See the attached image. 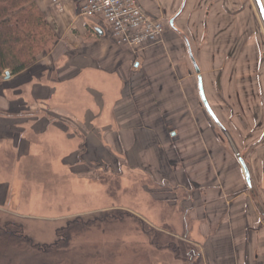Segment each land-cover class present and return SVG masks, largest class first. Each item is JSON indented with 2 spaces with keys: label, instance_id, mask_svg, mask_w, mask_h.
Here are the masks:
<instances>
[{
  "label": "crops",
  "instance_id": "obj_1",
  "mask_svg": "<svg viewBox=\"0 0 264 264\" xmlns=\"http://www.w3.org/2000/svg\"><path fill=\"white\" fill-rule=\"evenodd\" d=\"M36 2L58 40L30 69L0 81L1 165L38 162L45 151L55 150L59 162L65 159L81 179L96 176L101 164L111 169L107 162L115 167L124 162L131 170L125 179L149 176L164 186L153 203L166 202L170 194L178 201L177 190L189 193L183 202L192 226L189 238L205 264H264V162L253 161L256 152L261 156L263 126L255 121L251 136L245 135V128L234 123L236 111L223 115L214 105L224 102L228 87L240 86L244 64L258 63L254 35L261 19L252 0H137L164 25L161 41L144 48L119 45L110 24L84 17L85 0ZM185 72L195 85L186 82ZM199 76L221 124L237 146L234 132L247 144L239 146L246 153L251 186L203 105ZM247 92L256 102L259 92ZM245 97L240 93L236 104L240 118L251 114L241 105ZM74 136L81 143L71 159L62 152ZM137 142L143 145L141 153ZM101 147L105 157L99 158ZM88 150L94 159L85 157ZM12 186L0 184L1 212Z\"/></svg>",
  "mask_w": 264,
  "mask_h": 264
},
{
  "label": "rangeland",
  "instance_id": "obj_2",
  "mask_svg": "<svg viewBox=\"0 0 264 264\" xmlns=\"http://www.w3.org/2000/svg\"><path fill=\"white\" fill-rule=\"evenodd\" d=\"M252 2L255 13L259 17L254 0ZM178 11L177 14L180 15L182 7ZM175 17H172L170 22ZM260 23L259 33L256 32L257 34L254 35L256 56L259 59L257 65L244 64L245 70L240 72L238 77L240 86L228 87L229 95L223 96L224 102L216 101L214 104L217 112L223 115L226 113L229 115L230 110L236 111V115L239 117L238 120L234 118V123L236 121L240 128H245L241 131L245 135L251 134L252 124L258 120V123L263 126L261 132L264 131V96H262L264 95V26L261 20ZM256 66L258 68L254 71ZM184 77L186 80L188 79L187 72H185ZM243 79L244 81H242ZM247 79L254 81L248 82ZM189 80L193 85L196 84L195 79H188L186 82L188 83ZM218 82L220 85V79ZM244 83L247 85L246 87H244ZM248 89L259 92L254 94L256 102L253 101L254 97H247ZM218 91L221 93L220 95L224 94L223 87H219ZM240 93L245 94L244 100H247L241 105H244L246 110L251 113L245 118H240V111L236 106L241 101V99L239 100ZM259 96L263 100L259 101L257 98ZM216 129L219 136L225 141L219 128L216 127ZM232 134L230 133V136L233 138ZM238 134L240 133L234 132L239 141L238 144L242 147L246 146L247 144H243V139L237 137ZM101 135L104 139L105 134ZM80 143L81 139L74 136L70 144L63 147V155H68L72 159L77 153ZM225 143L229 145L228 142L225 141ZM136 144L141 153L143 145L141 142ZM103 145L108 147L107 141L104 140ZM239 145L237 148L241 153L242 150ZM104 147H101L97 153L99 158L105 157ZM138 148L134 147L136 150ZM229 148L232 149L230 145ZM259 148L262 150L259 152L261 156L259 157L256 152L253 161L264 162V137L261 139ZM50 152L45 151L43 153L45 156L40 159L41 161L37 157L38 162H4L3 165H1L2 162L0 163V184L5 182L13 185L8 195L6 209L0 211V222L6 219H16L23 224L27 235L34 243L52 244L57 240L56 230L64 227L68 221L78 216L83 217L85 221L100 220L99 217L103 212L110 215L113 210L120 211L121 216H118V219L111 218L102 223L98 221L95 227L86 234L79 235V238L75 240L74 246L81 249L83 253L94 257V259L82 261L81 264H187L183 260L177 259L171 250L157 249L152 246L149 239L143 234L137 219L143 220L157 231L162 232L166 230V227H169L171 235L178 242H182L185 236L193 244L189 238V229L192 228L189 223V212H187L185 205L183 206L184 200L189 199V193L174 191L173 193H176V196L180 198L176 201L177 203L175 200L173 202L171 194L168 195L169 199L166 202L162 200L160 203H153L160 197L156 193L161 191L156 190L164 186L152 182L148 178L149 176L139 178L130 175V178L125 179L131 170L123 166L124 162H118L117 167L114 166V162H107L110 163L111 169L109 166L101 164L100 167L95 168L96 176L79 179L71 173L69 167L64 165L65 159L59 162L57 156L59 152L55 150L51 154ZM245 154L243 151L244 158ZM84 155L88 160L95 158L89 150ZM113 170L116 171V174L112 172ZM168 185L165 188L173 190V187ZM172 203H176V206L172 207ZM13 211L14 214H12ZM82 213L89 214L82 215ZM125 213L129 215H123ZM165 235L169 236L166 233ZM166 240L168 239H161V244L165 245ZM176 244L179 245L180 243ZM97 255L99 256L98 260ZM41 261L40 254L34 251H25L17 254L15 264H40Z\"/></svg>",
  "mask_w": 264,
  "mask_h": 264
},
{
  "label": "trees",
  "instance_id": "obj_3",
  "mask_svg": "<svg viewBox=\"0 0 264 264\" xmlns=\"http://www.w3.org/2000/svg\"><path fill=\"white\" fill-rule=\"evenodd\" d=\"M57 40L55 31L47 23L36 0H0V81L6 72L16 76L30 69L41 56L51 53ZM119 212L113 210L111 216L103 212L100 220L85 221L78 216L56 230L57 240L52 244H36L20 221L3 220L0 222V264H15L17 254L25 251L40 254V264H81L82 261L94 259L74 246L75 240L95 227L98 221L115 220L121 216ZM137 221L155 248L171 250L177 259L187 264H204L200 249L191 244L187 237L183 238L186 241L178 242L171 235L169 227L161 232L141 219ZM163 238L168 239L165 245L161 244ZM96 258L98 260L99 256Z\"/></svg>",
  "mask_w": 264,
  "mask_h": 264
},
{
  "label": "built area",
  "instance_id": "obj_4",
  "mask_svg": "<svg viewBox=\"0 0 264 264\" xmlns=\"http://www.w3.org/2000/svg\"><path fill=\"white\" fill-rule=\"evenodd\" d=\"M81 12L110 24L115 41L131 48L159 43L164 31L163 24L149 17L137 0H85Z\"/></svg>",
  "mask_w": 264,
  "mask_h": 264
},
{
  "label": "water",
  "instance_id": "obj_5",
  "mask_svg": "<svg viewBox=\"0 0 264 264\" xmlns=\"http://www.w3.org/2000/svg\"><path fill=\"white\" fill-rule=\"evenodd\" d=\"M255 3H256V6H257V9H258V12H259V15L261 17V20H262V23L264 25V0H254ZM171 24H173V22L171 21ZM196 72L197 74H199V69L198 67H196ZM5 77L6 79H9L11 77L10 73L9 72H6L5 73ZM199 87H200V95H201V98H202V101H203V104L204 106L206 107L207 111L209 112V114L211 115V117L214 119V121L216 122V124L219 126V128L221 129V131L226 135V137L228 138L229 142H230V145L237 157V159L239 160L240 162V165L243 169V172H244V176L246 178V181L248 183L249 186H251V177H250V172H249V169L246 165V162L245 160L241 157L239 151H238V148L236 147L235 143L233 142L232 138L230 137V135L228 134V132L226 131V129L220 124V122L218 121L216 115L214 114L213 110L211 109L207 99H206V95H205V92H204V88H203V84H202V78L201 76H199Z\"/></svg>",
  "mask_w": 264,
  "mask_h": 264
},
{
  "label": "flooded vegetation",
  "instance_id": "obj_6",
  "mask_svg": "<svg viewBox=\"0 0 264 264\" xmlns=\"http://www.w3.org/2000/svg\"><path fill=\"white\" fill-rule=\"evenodd\" d=\"M228 134L230 135V133L228 132ZM224 138H225V140L228 142V139H226L227 137L226 136H224ZM232 138V137H231ZM232 140H233V138H232ZM234 141V140H233ZM235 143V142H234ZM236 144V143H235ZM229 145H230V142H229ZM237 146V145H236Z\"/></svg>",
  "mask_w": 264,
  "mask_h": 264
}]
</instances>
